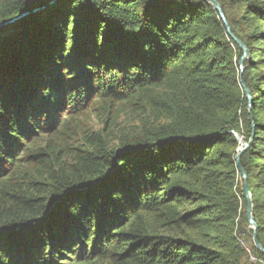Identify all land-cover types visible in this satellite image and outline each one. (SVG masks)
<instances>
[{"label": "trees", "instance_id": "trees-1", "mask_svg": "<svg viewBox=\"0 0 264 264\" xmlns=\"http://www.w3.org/2000/svg\"><path fill=\"white\" fill-rule=\"evenodd\" d=\"M49 1L0 0V264H242L236 136L264 248V0H216L250 104L207 0Z\"/></svg>", "mask_w": 264, "mask_h": 264}, {"label": "water", "instance_id": "water-1", "mask_svg": "<svg viewBox=\"0 0 264 264\" xmlns=\"http://www.w3.org/2000/svg\"><path fill=\"white\" fill-rule=\"evenodd\" d=\"M53 1L54 0H50L49 4L52 3ZM207 1L218 12L220 18L222 19V21H223V23H224V25L226 27V30H227L229 36L237 43V45L239 46V48L242 51V55H241V57L238 60V67H239V70H240V83H241V87H242V89L244 91V94L247 97L248 102L250 104V101H251L250 91L247 88V86L244 84V82H243V80L241 78L242 70L244 68V62H245L246 59L249 58L248 48L230 29V26H229V24H228V22H227V20H226V18L224 16V13L222 11V8H221L220 4L216 0H207ZM39 9L40 8H35V9L32 10V12H36ZM27 13H28L27 11L22 12L19 15L11 18L10 20L2 22L1 25L9 24V23L19 19L20 17L26 15ZM237 139H238V141L240 142L241 145L237 148V152H236V154L234 156V160H235V163H236V167H237V169L239 171V174L244 180V183H243V195H244L245 202H246V205H245V223H246L247 229H251L252 230L251 231V237H252V241H253V244H254L255 248L258 249L261 252H264V248L260 244V242L258 241L257 235H256L257 223H256V221L254 219L253 205H252V201H251V198H250L249 188H248V185H247V182H246V172H245V170L243 169V167H242V165L240 163V156L249 147L252 139L250 138L248 141H241V139L238 138V137H237ZM54 205H55V203L52 204L50 207H52Z\"/></svg>", "mask_w": 264, "mask_h": 264}, {"label": "rangeland", "instance_id": "rangeland-1", "mask_svg": "<svg viewBox=\"0 0 264 264\" xmlns=\"http://www.w3.org/2000/svg\"><path fill=\"white\" fill-rule=\"evenodd\" d=\"M230 16L238 17L240 10L238 8H232L228 10ZM86 123L91 125L94 129H102L103 121L94 118L89 115L86 118ZM136 122L132 119V115H128L127 113L120 114L118 122L115 124L116 129L128 130L129 128H136ZM45 134H37L34 136V139H37V144H41V138ZM114 135H118V132H114ZM238 137V136H237ZM241 139V137H238ZM241 141H244L241 139ZM241 145V144H240ZM251 229H247L246 223L242 222L239 229L235 228L234 233L237 235V246L243 251L241 263L242 264H264V259H261L254 247L252 237H251ZM71 261V260H66Z\"/></svg>", "mask_w": 264, "mask_h": 264}]
</instances>
